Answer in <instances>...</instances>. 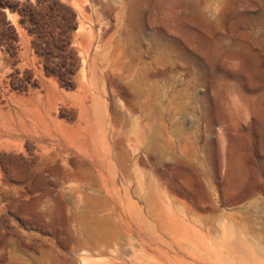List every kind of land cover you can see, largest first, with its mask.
<instances>
[{"label": "rangeland", "instance_id": "1", "mask_svg": "<svg viewBox=\"0 0 264 264\" xmlns=\"http://www.w3.org/2000/svg\"><path fill=\"white\" fill-rule=\"evenodd\" d=\"M0 264H264V0H0Z\"/></svg>", "mask_w": 264, "mask_h": 264}, {"label": "bare ground", "instance_id": "2", "mask_svg": "<svg viewBox=\"0 0 264 264\" xmlns=\"http://www.w3.org/2000/svg\"><path fill=\"white\" fill-rule=\"evenodd\" d=\"M234 167H235V166H234ZM232 168H233V167H232ZM234 170H235V173H234V172H233V173L235 174V176H239V175L241 174V169L239 168L238 165L235 167ZM232 171H233V170H232Z\"/></svg>", "mask_w": 264, "mask_h": 264}]
</instances>
